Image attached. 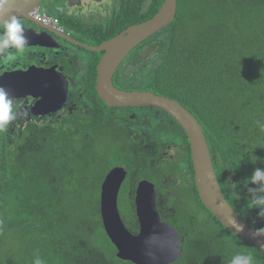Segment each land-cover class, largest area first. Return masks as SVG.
<instances>
[{"label":"trees","instance_id":"16d2710c","mask_svg":"<svg viewBox=\"0 0 264 264\" xmlns=\"http://www.w3.org/2000/svg\"><path fill=\"white\" fill-rule=\"evenodd\" d=\"M162 1L152 0L153 15ZM178 1L169 40L181 56L168 53L169 63L189 62L187 78L197 69L203 76L198 85L182 80L193 92L180 101L201 123L227 200L259 228L264 220L251 200L264 192H250L258 186L249 177L264 168V0ZM119 21L131 24L132 18ZM184 72L175 70L169 80ZM96 75L76 87L75 103L56 118L55 130L21 140L22 148L0 158V264H32L36 256L45 264H136L117 255L101 217L102 183L118 165L136 173L119 195L132 232L139 230L135 187L141 177H151L166 198L162 219L176 227L184 251L170 264H228L236 253L264 264V251L231 232L203 203L182 126L173 118L166 129L126 121L127 108L110 106L98 94ZM182 82H164L165 89L178 93ZM144 137L156 143L158 154H168L156 159Z\"/></svg>","mask_w":264,"mask_h":264},{"label":"flooded vegetation","instance_id":"af4514ba","mask_svg":"<svg viewBox=\"0 0 264 264\" xmlns=\"http://www.w3.org/2000/svg\"><path fill=\"white\" fill-rule=\"evenodd\" d=\"M163 3L164 0L154 15L151 13L152 0H142L138 4L132 0H43L38 6L29 9L25 13V18H20L28 41L24 50L9 49L5 54L0 55V77L5 74L0 80L1 87L10 96V91L16 89L13 85H21L20 95L11 97L17 114L16 119L10 122L6 130L0 131L1 160L15 147L22 148L24 141L19 145L21 140L29 142L30 136L34 139L39 134L55 130L56 118L75 103L78 91L76 87L85 86L88 79L94 77L95 70L97 85L98 65L106 50L98 51L93 48L101 46L120 34L127 33L134 25L150 20L158 13ZM148 14H150L149 18L136 21ZM131 18V24L119 21H130ZM173 23L145 38L125 56L113 78L116 87L126 90L152 91L180 103L185 96L192 94L193 89L187 88L183 82L189 81L195 85L200 83L201 79L192 75L187 78L190 67L193 65L183 62L180 65L171 66L169 63L168 53L176 52L181 56L180 48H172L177 43L172 37L169 40L170 26ZM184 58H187L185 54ZM180 68L185 72L169 80V77L175 74L174 71ZM28 70L30 71L27 72ZM18 71L32 73V75L27 79L22 76L21 78L14 76L12 79L11 73ZM7 77L12 80L8 81ZM34 80L37 85H39L38 82H45L46 90L37 91L31 84ZM169 81H173L172 85L182 82L180 92H173L171 87L165 89L164 82ZM130 86L136 89L126 88ZM148 86L151 88H144ZM57 87L59 93L56 92ZM206 87L208 88L207 82ZM46 91L56 92L53 95L54 100H44ZM65 94L66 101L63 107L57 110L60 106L57 98L62 99ZM117 107L127 108L130 119L126 121L139 124V128L154 125L158 129H166L168 119L173 118L165 109L157 105ZM135 132L140 133L139 130ZM148 133L152 136L150 132ZM144 145H149L151 153L155 154L158 160L168 154L165 151L158 154L159 147L154 142H144ZM135 174L128 169L125 181L128 176ZM142 180L154 183L157 205L163 217L169 210L165 206L166 198L159 196L157 185L151 177H141L140 181Z\"/></svg>","mask_w":264,"mask_h":264},{"label":"water","instance_id":"95a60500","mask_svg":"<svg viewBox=\"0 0 264 264\" xmlns=\"http://www.w3.org/2000/svg\"><path fill=\"white\" fill-rule=\"evenodd\" d=\"M43 0H7L0 20L10 16L25 18V13L38 6ZM178 13V0H164L158 13L150 20L132 26L127 33L118 35L104 42L94 50L104 51L98 65V94L110 106H152L165 109L186 132L192 151V161L198 192L205 206L231 232L264 251V237H253L250 231L253 226L246 222L231 206L224 194L208 141L198 118L179 101L167 96H159L152 91L126 90L115 86L113 78L125 56L145 38L173 23ZM28 70L27 72H29ZM14 76L27 79L32 73L18 71ZM5 75V74H4ZM4 75L0 77L4 78ZM8 81L12 80L9 77ZM31 82L38 91L46 90L45 82ZM14 84V83H13ZM1 87V84H0ZM16 89L10 91L9 97L20 95V84H14ZM57 93L59 89L57 87ZM53 93H46L45 101L54 100ZM42 94V92H41ZM68 94V92L66 93ZM66 94L59 100L58 109L63 107ZM128 175L124 166H116L105 176L101 187V217L106 234L109 236L120 258L132 260L136 264H170L184 253L181 248V236L176 227L162 221L157 206L154 183L148 180L139 182L135 192V212L139 223V232L132 233L127 227L120 208L119 195L123 182ZM244 230H238V225Z\"/></svg>","mask_w":264,"mask_h":264},{"label":"clouds","instance_id":"9594fccd","mask_svg":"<svg viewBox=\"0 0 264 264\" xmlns=\"http://www.w3.org/2000/svg\"><path fill=\"white\" fill-rule=\"evenodd\" d=\"M6 2L7 0H0V11H2ZM44 16L45 15H43V17ZM24 33V25L18 17L10 16L6 19L0 20V55L5 54L9 49L23 51L25 45L28 42ZM9 59H11V57H9ZM192 76L199 79L203 77L199 72V69H197L195 73L192 74ZM16 115L17 114L14 111L13 99L9 97L8 93L3 87H0V131L6 130L10 122L16 119ZM252 162L255 164L256 160H252ZM249 180L251 184L258 186L257 188L250 189V192H264V168L256 167L249 177ZM251 202L253 207L258 208V218L264 220V195L255 196ZM160 216L162 219L161 213ZM251 224L255 226L256 220H252ZM237 227L240 231L244 230V226L242 224L238 225ZM250 235L253 237H264V226L259 228L253 227V229L250 231ZM32 264H45V261L39 256H36L34 257ZM228 264H253V257L250 254L236 253L232 256Z\"/></svg>","mask_w":264,"mask_h":264},{"label":"rangeland","instance_id":"374dc122","mask_svg":"<svg viewBox=\"0 0 264 264\" xmlns=\"http://www.w3.org/2000/svg\"><path fill=\"white\" fill-rule=\"evenodd\" d=\"M134 134H137L135 131H134ZM144 140L146 142H148L149 138L148 137H144ZM170 152H175V149H173V147H170ZM120 208L123 209L125 208V205L123 203H120ZM137 216V215H136ZM124 219V218H123ZM138 220V219H137ZM125 221V220H124ZM126 223V222H125ZM139 224V223H138Z\"/></svg>","mask_w":264,"mask_h":264}]
</instances>
